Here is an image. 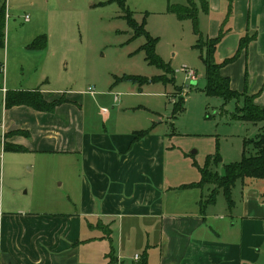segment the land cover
I'll list each match as a JSON object with an SVG mask.
<instances>
[{"label": "crops", "instance_id": "obj_1", "mask_svg": "<svg viewBox=\"0 0 264 264\" xmlns=\"http://www.w3.org/2000/svg\"><path fill=\"white\" fill-rule=\"evenodd\" d=\"M207 1L211 12L206 33L213 38L223 32L220 54L233 55L241 37L254 36L222 74L230 77L233 89L243 91L248 67L247 91L264 106V0ZM12 89H40L48 101L66 95L69 101L54 111L4 105L0 144L4 151L6 143L21 145L46 161L61 158L60 171H79L80 191L69 193L77 205L73 211L0 214L1 264H137L135 256L145 251L148 264H264V181L239 182L232 207L223 195L226 205L217 200L203 213L195 192L194 206L187 209L184 191L201 188L169 182V148L165 134H155L156 124L123 130L134 126L128 124L132 120L107 107L101 116L87 115L80 96L61 90L52 96L50 89L39 86ZM8 90L3 87L4 99ZM124 108L134 106L122 103L120 114ZM141 130L150 132L134 141ZM112 247L117 263L107 258Z\"/></svg>", "mask_w": 264, "mask_h": 264}, {"label": "rangeland", "instance_id": "obj_2", "mask_svg": "<svg viewBox=\"0 0 264 264\" xmlns=\"http://www.w3.org/2000/svg\"><path fill=\"white\" fill-rule=\"evenodd\" d=\"M170 4H186V0H127L133 17L138 23L145 19L146 30L158 39L156 52L173 70L168 74L146 60L141 47L147 38L133 37L134 30L117 2L0 0V8L6 6L8 13L5 46L0 47V119L3 87L39 86L50 89L52 96L59 95V90L61 94L67 92V96H80L77 100L87 115L101 116L102 107H107L114 115L117 112L132 120L128 124L134 126H123V130L156 124L155 134L164 133L169 148L166 158L169 182L178 188L201 179L198 165L203 166L210 154L221 153L223 162L219 170L224 164L240 161L246 138L254 137L258 128L234 118L241 104L236 99L225 101L205 93V65L201 50L195 47L199 33H195L191 19H180L169 11ZM210 12V8L208 12L202 8L199 12L198 29L204 39L210 38L206 33ZM39 34H46L47 47L29 49L27 44ZM221 43L222 39L215 52L219 62L226 58L225 51L218 52ZM160 75L172 77L174 82H152V78ZM124 76L149 80H123ZM244 76H248V67ZM181 99L185 101L177 112L175 106ZM114 102L134 108H124L120 114L122 103ZM0 156V214L77 209L69 193L72 189L76 194L80 191L79 171L68 174L60 171L61 158L46 161L40 155L4 151L1 144ZM41 165L52 171L45 167L39 170ZM195 192L200 193L201 199L209 194L207 188L184 191L187 209L194 206ZM217 200L226 205L222 193Z\"/></svg>", "mask_w": 264, "mask_h": 264}, {"label": "trees", "instance_id": "obj_3", "mask_svg": "<svg viewBox=\"0 0 264 264\" xmlns=\"http://www.w3.org/2000/svg\"><path fill=\"white\" fill-rule=\"evenodd\" d=\"M186 0V4H170L169 11L174 12L180 19H191L194 23L195 33H199V39L196 48L201 50V57L205 65L206 87L205 93L209 96L221 97L225 101L236 99L240 105L237 106L234 118L239 121L252 123L253 126L258 128V132L254 137L246 138L244 142V151L240 161L224 164L222 170H219L220 164L223 162V157L219 151L215 154L207 156L205 164L198 168L201 173V179L196 183L184 184L182 187H198L202 190L208 189L209 194L202 196L200 201L201 211L204 213L208 205L217 201L218 195L223 193L229 207L235 204L233 198V189L239 183H246L250 180L264 181V106L255 102V96L250 95L247 91L248 76L245 78V89L239 91L233 89L231 86V79L229 76L222 74V68L229 63H233L239 59L241 53L248 49V46L253 39V35H244L239 41V46L236 52L226 57L223 61H216L215 52L219 42L223 37V32L213 38L204 39L203 35L199 32V12L202 8L205 12L209 11V3L207 0ZM106 2H117L123 8L124 17L128 20L129 25L134 30L133 37L145 36L147 42L141 47L146 53V60L161 69L166 73L171 74L172 68L158 53L156 52L157 38L151 36L150 32L146 30V20L142 23L133 17V12L127 7V0H106ZM5 27H6V12L3 6L0 9V47L5 46ZM47 36L41 34L37 36L28 48L31 50H42L47 47ZM123 80L131 81H148L147 77L137 76H124ZM155 81H172L174 79L167 78L166 76H156L152 78ZM69 101L67 97L48 101L40 89L33 90H8L4 99L6 108H11L17 105H27L40 111H54L59 105ZM184 100H179L176 103L175 111H180L183 107ZM150 130L136 131L134 141L149 134ZM5 151L26 152L27 148L21 145L6 143L4 146ZM106 229V228H105ZM110 238L111 230L108 228L106 231ZM112 242V240H111ZM110 262L117 263L118 260L114 254V247L107 254ZM140 261L137 264H148V255L145 251L140 256Z\"/></svg>", "mask_w": 264, "mask_h": 264}, {"label": "built area", "instance_id": "obj_4", "mask_svg": "<svg viewBox=\"0 0 264 264\" xmlns=\"http://www.w3.org/2000/svg\"><path fill=\"white\" fill-rule=\"evenodd\" d=\"M91 92H92V90H91ZM92 93H94V92H92ZM107 111H108V109L103 108V112H107ZM0 127H2V129L5 128L4 125H0ZM0 161H1V156H0ZM135 259L139 260V259H140V256H139V255H136V256H135ZM0 264H1V260H0Z\"/></svg>", "mask_w": 264, "mask_h": 264}]
</instances>
